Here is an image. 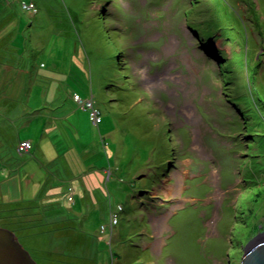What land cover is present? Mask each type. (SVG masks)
<instances>
[{"label":"rangeland","instance_id":"obj_1","mask_svg":"<svg viewBox=\"0 0 264 264\" xmlns=\"http://www.w3.org/2000/svg\"><path fill=\"white\" fill-rule=\"evenodd\" d=\"M62 92L68 115L46 103ZM49 117L59 152L74 149L55 162L103 176L54 173L59 204L75 187L65 209L89 244L69 262L0 214L39 264H238L264 230V0H0L1 173L46 175L10 144L39 141Z\"/></svg>","mask_w":264,"mask_h":264},{"label":"crops","instance_id":"obj_2","mask_svg":"<svg viewBox=\"0 0 264 264\" xmlns=\"http://www.w3.org/2000/svg\"><path fill=\"white\" fill-rule=\"evenodd\" d=\"M68 93L74 94V97L70 98L71 103L72 99H75V96L80 95L79 92L70 93L68 91ZM64 97L65 94L62 92L58 100L46 103L53 108H62L63 112L69 110L67 113L68 115L71 105H69V109L68 107L65 108L67 102H64ZM31 108H33L32 112L30 110ZM46 108L48 110L51 109L48 107ZM38 110L37 107H32L29 104L26 109H23V115L27 116L24 119L26 126L33 124ZM8 114L15 118L21 113L11 112ZM22 125L25 126L24 124ZM55 126V118L49 117L48 120L44 122V128L42 134L39 136V141H35V137H31L30 139H20L18 137V139H14L12 144H10L14 156L25 157L24 162H29L27 158L32 160L35 157L37 160L39 159L38 162H42V167L46 169V175L40 178L42 175L40 170H35L34 168H30V166L28 169L27 165H25L26 169L24 170L21 169L17 163L13 165L17 168L15 172H10L8 174L0 172V214L3 216L15 215L18 222H16V226L14 224V228L22 232L26 241H36V239L40 237L45 240L41 239V248L44 252L46 251L56 259V256H58L60 259L69 262L73 254H82V248L84 246L87 247L89 244L87 241V234L82 231L78 222H75L73 220L74 218L69 214L70 212H67L65 209L78 206L75 197L76 193H74L76 192L75 187L73 185L68 186V191H66V193L71 192L73 196L69 194L65 205L59 204L60 202L57 200V195L61 194L59 191L60 185H56V179L53 176L54 173L60 174L63 170L62 168L65 169L66 167L71 168V166H74V169L72 168L70 170V176L74 175L76 177L80 176L79 168L82 167L84 169L83 173H86L88 169L86 168L85 162H55L58 158L63 159L67 156L70 157L69 153L71 151L74 152L73 148L69 150L67 148L59 152L56 146L57 144L53 141L52 136H49V133L56 131L54 129ZM22 140H29L31 142L30 149L23 153L25 156L19 153L18 150V144ZM75 155L76 158H79L77 153H75ZM16 162H19V160ZM88 167L91 168L88 173L94 175L92 178H94L96 182H99L100 177L103 175H97L98 170L92 169L95 168L94 166L88 165ZM72 170H74V172ZM92 171L94 172L92 173ZM70 196H72V198H70ZM82 198H84V196H82ZM73 201H75V203H73ZM79 206L81 207L82 204L80 203ZM119 210L120 209L115 211L119 212ZM17 236L20 239L19 234H17ZM83 251L85 252V248Z\"/></svg>","mask_w":264,"mask_h":264},{"label":"water","instance_id":"obj_3","mask_svg":"<svg viewBox=\"0 0 264 264\" xmlns=\"http://www.w3.org/2000/svg\"><path fill=\"white\" fill-rule=\"evenodd\" d=\"M258 236L243 247L238 264H264V230ZM0 264L39 263L12 229L0 226Z\"/></svg>","mask_w":264,"mask_h":264},{"label":"built area","instance_id":"obj_4","mask_svg":"<svg viewBox=\"0 0 264 264\" xmlns=\"http://www.w3.org/2000/svg\"><path fill=\"white\" fill-rule=\"evenodd\" d=\"M24 7L26 9L29 10H35L36 9V5L33 1L27 3L24 2ZM76 99L79 100L80 104H82L83 107L87 108V107H93L92 106V101L90 100H83L81 99L79 96L76 97ZM93 110H91V118L92 120L98 124L101 122V114L99 113V111L96 108H92ZM31 147V144L29 141H23L20 145H19V150L20 151H24L27 150ZM70 198H72V196H70ZM122 207L119 206V209H121ZM118 221V212H114L113 215L111 216V224L113 225L114 223H117Z\"/></svg>","mask_w":264,"mask_h":264},{"label":"trees","instance_id":"obj_5","mask_svg":"<svg viewBox=\"0 0 264 264\" xmlns=\"http://www.w3.org/2000/svg\"><path fill=\"white\" fill-rule=\"evenodd\" d=\"M222 68H225V70H221V72L222 71H224V73H223V76H224V79H223V81H224V83L225 84H229L230 83V80H231V78H230V74H232V69H233V67L231 66V64L230 65H228L227 67H226V65H224ZM226 72V73H225ZM240 95L238 96L237 94L235 95V99L234 100H231V102H233L234 103V105L239 109V111L242 113V115H244L245 117H247L248 116V114H247V110H246V107H243V108H240V106H238V104L239 103H242V101L240 100ZM243 104V103H242ZM171 164V162H168V166ZM167 170V169H166ZM148 191H143L142 193H147Z\"/></svg>","mask_w":264,"mask_h":264}]
</instances>
